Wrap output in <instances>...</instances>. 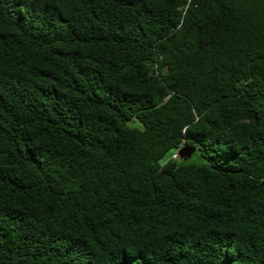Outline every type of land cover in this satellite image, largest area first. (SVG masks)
<instances>
[{"label":"trees","instance_id":"obj_1","mask_svg":"<svg viewBox=\"0 0 264 264\" xmlns=\"http://www.w3.org/2000/svg\"><path fill=\"white\" fill-rule=\"evenodd\" d=\"M0 264H264V0H0Z\"/></svg>","mask_w":264,"mask_h":264},{"label":"water","instance_id":"obj_2","mask_svg":"<svg viewBox=\"0 0 264 264\" xmlns=\"http://www.w3.org/2000/svg\"><path fill=\"white\" fill-rule=\"evenodd\" d=\"M195 148L194 147H182L178 151L179 158L180 159H186L191 156V154L194 152Z\"/></svg>","mask_w":264,"mask_h":264},{"label":"rangeland","instance_id":"obj_3","mask_svg":"<svg viewBox=\"0 0 264 264\" xmlns=\"http://www.w3.org/2000/svg\"><path fill=\"white\" fill-rule=\"evenodd\" d=\"M171 151L167 154V156H170ZM187 162H197L198 161V157L195 154H192L187 160Z\"/></svg>","mask_w":264,"mask_h":264},{"label":"built area","instance_id":"obj_4","mask_svg":"<svg viewBox=\"0 0 264 264\" xmlns=\"http://www.w3.org/2000/svg\"><path fill=\"white\" fill-rule=\"evenodd\" d=\"M181 144L175 149V152L172 154V158H179L178 151L181 148Z\"/></svg>","mask_w":264,"mask_h":264},{"label":"clouds","instance_id":"obj_5","mask_svg":"<svg viewBox=\"0 0 264 264\" xmlns=\"http://www.w3.org/2000/svg\"><path fill=\"white\" fill-rule=\"evenodd\" d=\"M181 148H182V146H181ZM180 150V149H179ZM179 155V154H178Z\"/></svg>","mask_w":264,"mask_h":264}]
</instances>
